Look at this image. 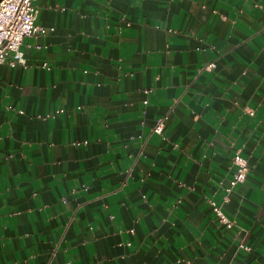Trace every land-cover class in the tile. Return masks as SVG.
Returning <instances> with one entry per match:
<instances>
[{
	"label": "crops",
	"instance_id": "crops-1",
	"mask_svg": "<svg viewBox=\"0 0 264 264\" xmlns=\"http://www.w3.org/2000/svg\"><path fill=\"white\" fill-rule=\"evenodd\" d=\"M37 5L0 64V264H264V0Z\"/></svg>",
	"mask_w": 264,
	"mask_h": 264
},
{
	"label": "built area",
	"instance_id": "built-area-1",
	"mask_svg": "<svg viewBox=\"0 0 264 264\" xmlns=\"http://www.w3.org/2000/svg\"><path fill=\"white\" fill-rule=\"evenodd\" d=\"M39 7L37 0H0V64H24V52L21 49L25 37L37 35L41 29L37 25ZM208 69L215 67L214 63L206 66ZM164 118L159 119L153 127V131L161 133ZM235 172L231 184H237L245 180L248 172V163L239 151L232 157ZM209 205L215 212L219 222L227 228L232 227L233 222L221 210V207L209 199ZM241 247H245L240 244Z\"/></svg>",
	"mask_w": 264,
	"mask_h": 264
}]
</instances>
